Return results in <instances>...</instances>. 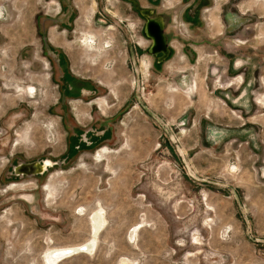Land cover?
I'll return each mask as SVG.
<instances>
[{"label":"rangeland","instance_id":"1","mask_svg":"<svg viewBox=\"0 0 264 264\" xmlns=\"http://www.w3.org/2000/svg\"><path fill=\"white\" fill-rule=\"evenodd\" d=\"M0 264H264V0H0Z\"/></svg>","mask_w":264,"mask_h":264},{"label":"water","instance_id":"2","mask_svg":"<svg viewBox=\"0 0 264 264\" xmlns=\"http://www.w3.org/2000/svg\"><path fill=\"white\" fill-rule=\"evenodd\" d=\"M141 15L145 16L146 14H150V11H139ZM146 25H145V34L146 36H149L152 39V46L150 48V52H152L153 55H156L158 53H163L164 58L168 55V48L167 43L165 40V36L163 33V24L161 20L157 19H150V17H146ZM44 163V162H43ZM37 165H43V164H29L28 172L33 171V173H39L41 170L39 168L36 169ZM36 169V170H35ZM39 169V171H38Z\"/></svg>","mask_w":264,"mask_h":264},{"label":"bare ground","instance_id":"3","mask_svg":"<svg viewBox=\"0 0 264 264\" xmlns=\"http://www.w3.org/2000/svg\"><path fill=\"white\" fill-rule=\"evenodd\" d=\"M32 94H33V92H32ZM48 167H50V165H49V162H48ZM98 213H100V212H98ZM97 213V214H98ZM101 215V214H100ZM97 216V215H96ZM99 216V215H98ZM98 216H97V218H98ZM102 216V215H101ZM96 219V218H95ZM94 221V220H93ZM100 220H98L97 219V222L95 221V225H94V231L96 232V227H98V223H100L99 222ZM105 221V220H104ZM102 224H103V222H101ZM100 228V227H99ZM99 233V232H98ZM88 246L89 245H85V246H79V247H67V248H59V249H57V250H54V251H52V252H50V254H49V258L51 259V260H55V257H57V258H60V257H65V255H69L70 253H73V252H80V253H82V252H84V251H86V249H88ZM85 247V248H84ZM68 253V254H67ZM56 258V259H57Z\"/></svg>","mask_w":264,"mask_h":264},{"label":"flooded vegetation","instance_id":"4","mask_svg":"<svg viewBox=\"0 0 264 264\" xmlns=\"http://www.w3.org/2000/svg\"><path fill=\"white\" fill-rule=\"evenodd\" d=\"M47 164H48V161L45 160L44 163H43V165H37L36 166V169L39 168L41 170V172H43L44 169L48 168V165ZM39 169H38V171H39Z\"/></svg>","mask_w":264,"mask_h":264}]
</instances>
